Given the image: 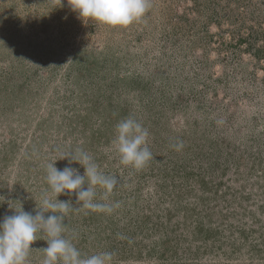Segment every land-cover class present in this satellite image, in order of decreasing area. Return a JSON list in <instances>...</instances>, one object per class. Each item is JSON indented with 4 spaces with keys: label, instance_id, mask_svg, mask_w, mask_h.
Here are the masks:
<instances>
[{
    "label": "rangeland",
    "instance_id": "obj_1",
    "mask_svg": "<svg viewBox=\"0 0 264 264\" xmlns=\"http://www.w3.org/2000/svg\"><path fill=\"white\" fill-rule=\"evenodd\" d=\"M149 2L108 27L67 0H0V220L55 199L46 166L82 149L118 178L106 200L96 188L111 212L57 197L73 206L63 235L82 256L264 264V0ZM129 117L149 132L141 170L113 148ZM36 235L28 264L44 258Z\"/></svg>",
    "mask_w": 264,
    "mask_h": 264
},
{
    "label": "clouds",
    "instance_id": "obj_2",
    "mask_svg": "<svg viewBox=\"0 0 264 264\" xmlns=\"http://www.w3.org/2000/svg\"><path fill=\"white\" fill-rule=\"evenodd\" d=\"M67 3L85 24L94 20L108 27L129 26L142 18L150 8L149 0H67ZM148 137V130L135 118L119 121L113 148L119 155L120 163L136 170L143 169L153 159ZM65 158L69 165L77 162L83 166V175L71 166L62 170L55 166V161ZM45 179L55 199L45 193L35 215L25 212L21 207L19 211L0 220V264H28L37 232L46 234L47 246L43 247L42 264H111V252L82 256L71 239L65 238L64 217L73 206L69 201H60L57 197L75 194L76 201L82 206L111 212L112 206L94 202L96 188L99 186L103 189V198L106 200L117 185L118 178L105 175L87 152L77 149L62 153L49 163ZM85 184L86 188L83 187Z\"/></svg>",
    "mask_w": 264,
    "mask_h": 264
}]
</instances>
